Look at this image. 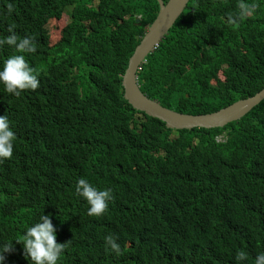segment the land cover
<instances>
[{
  "label": "trees",
  "instance_id": "obj_1",
  "mask_svg": "<svg viewBox=\"0 0 264 264\" xmlns=\"http://www.w3.org/2000/svg\"><path fill=\"white\" fill-rule=\"evenodd\" d=\"M158 10L156 0H0V39L14 26L36 47L4 44L0 62L23 54L39 80L19 96L0 85L15 134L0 160V246L13 245L4 264H30L14 240L41 214L67 243L57 264H237L240 250L239 264H254L264 252V99L224 128L190 131L167 130L123 99L122 75ZM65 12L52 38L48 25ZM137 84L185 115L254 96L264 88V0H189ZM80 178L112 189L101 216L87 215Z\"/></svg>",
  "mask_w": 264,
  "mask_h": 264
},
{
  "label": "clouds",
  "instance_id": "obj_2",
  "mask_svg": "<svg viewBox=\"0 0 264 264\" xmlns=\"http://www.w3.org/2000/svg\"><path fill=\"white\" fill-rule=\"evenodd\" d=\"M240 10V15L247 16L253 9L241 4ZM13 27L9 26L8 28L10 35L0 39V46L7 44L14 46L20 53H34L36 47L33 38L25 36L18 39ZM0 85H3L6 93L19 96L22 91L36 90L39 80L35 70L26 62L25 56L17 54L0 62ZM14 139L15 134L9 126L7 116L0 115V160L12 156ZM75 193L86 201L87 215L95 217L101 216L105 212L108 207L107 202L112 199L111 188L98 189L84 178L76 181ZM14 241L22 244L24 257L30 264H57L67 244L56 242V229L50 216L44 214H41L36 222L27 227L20 239ZM104 242L107 248L117 255L120 254V246L112 235L105 236ZM12 247V242L0 246V264H4V253L9 252ZM247 258V253L243 250L238 251L235 255L237 264L246 261ZM254 264H264V252L255 256Z\"/></svg>",
  "mask_w": 264,
  "mask_h": 264
},
{
  "label": "water",
  "instance_id": "obj_3",
  "mask_svg": "<svg viewBox=\"0 0 264 264\" xmlns=\"http://www.w3.org/2000/svg\"><path fill=\"white\" fill-rule=\"evenodd\" d=\"M156 1L159 6L157 16L134 49L121 78L123 99L133 110L162 122L170 131L210 130L221 129L240 120L264 99L263 88L254 96L239 100L215 113L185 115L166 109L142 94L137 84V72L144 64L146 57L158 47L186 9L189 0H168L166 3L161 0Z\"/></svg>",
  "mask_w": 264,
  "mask_h": 264
},
{
  "label": "rangeland",
  "instance_id": "obj_4",
  "mask_svg": "<svg viewBox=\"0 0 264 264\" xmlns=\"http://www.w3.org/2000/svg\"><path fill=\"white\" fill-rule=\"evenodd\" d=\"M70 18H69V14L68 13H64L61 21H51L48 25L49 28V34L51 35L52 38L56 37L57 39V31L59 29H55V27H63L64 25H66L69 22ZM220 140V139H219Z\"/></svg>",
  "mask_w": 264,
  "mask_h": 264
},
{
  "label": "bare ground",
  "instance_id": "obj_5",
  "mask_svg": "<svg viewBox=\"0 0 264 264\" xmlns=\"http://www.w3.org/2000/svg\"><path fill=\"white\" fill-rule=\"evenodd\" d=\"M210 164V163H209Z\"/></svg>",
  "mask_w": 264,
  "mask_h": 264
}]
</instances>
